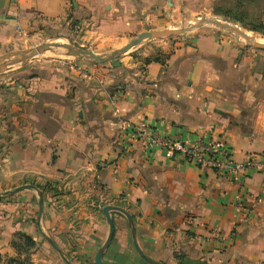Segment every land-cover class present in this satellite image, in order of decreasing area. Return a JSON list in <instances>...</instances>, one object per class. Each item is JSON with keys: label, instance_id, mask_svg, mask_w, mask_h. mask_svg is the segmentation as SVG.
Instances as JSON below:
<instances>
[{"label": "crops", "instance_id": "obj_1", "mask_svg": "<svg viewBox=\"0 0 264 264\" xmlns=\"http://www.w3.org/2000/svg\"><path fill=\"white\" fill-rule=\"evenodd\" d=\"M217 2L0 0V52L37 30L114 51ZM199 29L109 64L0 74V264H95L106 206L130 215L159 264H264V174L221 175L147 146L156 135L211 138L239 163L264 154V53ZM109 215L102 260L148 264L125 216Z\"/></svg>", "mask_w": 264, "mask_h": 264}, {"label": "rangeland", "instance_id": "obj_2", "mask_svg": "<svg viewBox=\"0 0 264 264\" xmlns=\"http://www.w3.org/2000/svg\"><path fill=\"white\" fill-rule=\"evenodd\" d=\"M244 2H245V0H241V1L240 0H218V2L215 3V5L213 6V9H214V7H216V8H219L221 10H228V12H229L227 14L228 16H223V14H214V13L212 14L211 13V14H208L206 16H203L199 20H195V21H191V22H184V21H182L180 23L177 22L173 26L166 28V29H162V30H180V29H184L190 25L197 24L200 20L212 19V20H218V21L223 22V23L231 24L234 27H236L237 29H239L240 31L244 32L248 38L252 37L255 40L264 42V36L260 32L252 30L253 25L250 23V21H245V23H239V22L232 20L233 14H236V16H240V17L243 16V14L241 13L242 9L237 8V6L239 4L244 3ZM260 8H261V10L263 8L262 1L253 0V2L249 3L246 10H247V12H249L248 14L251 13V17L256 16V15L261 16V14H259ZM221 12H223V11H219V13H221ZM200 28L201 29H199V30H213L215 32H218V33L222 34L223 36L231 39L234 43L241 45L244 48L249 49V52H251V53L257 52V51L264 53V50L256 49L252 46H249V44L246 42L245 39L236 35L233 32H229L226 30L219 29L213 25H203ZM146 32H149V31H146ZM193 32H196V31H193ZM180 37H181V35H177V36L163 37V38H159V39L144 41L140 45L132 48L131 50H133L135 48H139V46L141 47L140 50H142V48H145L147 46L154 45V44L157 45L160 42H167V41L176 42L177 39ZM58 38H61V37H54L53 34H50V33L46 32L45 30H37L32 36L31 35L28 37L25 36L24 39L17 41L16 42L17 44L15 43L13 46H9L7 49L1 51L0 56L3 54H6V53H10V52H35L43 44H45V43L50 44L48 49L45 52H43L40 55H37L34 58H31L30 60H25V61L24 60H16V59L9 60L7 63L10 65V68L7 69V67H5L6 70L4 69L5 71L3 73L7 72L8 70H15L17 72H22V71L28 70L32 66H36L38 64H48L50 62L55 63V64L56 63L63 64L62 62H66V61H62V60H76V59L79 60V59H81V58H77V57H73V56L68 57L69 55L67 54V49L65 47V44H69L76 49H82V50L91 52L92 54H94L98 57H101V58L109 55L112 52V51L107 52V50L104 51L103 49H100L95 54L92 52V50L90 48L79 47L76 43V42H79L77 39L75 40L76 42L74 43L70 39L57 40ZM131 50H129L125 54H128L129 52H131ZM135 50L132 51L131 54H136L139 52V50L138 51H135ZM125 54H123V55L119 56L118 58H115L114 60H112L108 63H105V64H109V63H112L114 61H117L120 58H123L125 56ZM81 60H85L86 62H89L91 64L95 63V62H92L91 60H87V59H81Z\"/></svg>", "mask_w": 264, "mask_h": 264}, {"label": "water", "instance_id": "obj_3", "mask_svg": "<svg viewBox=\"0 0 264 264\" xmlns=\"http://www.w3.org/2000/svg\"><path fill=\"white\" fill-rule=\"evenodd\" d=\"M203 25H213L219 29L226 30L229 32H233L236 35L245 39L246 42L249 44V46H252L256 49L264 50V44H260V43L256 42L255 39L252 37L248 38L244 32L240 31L239 29H237L233 25L228 24V23H223V22H220L218 20H212V19L200 20L197 24L190 25V26H188L184 29H180V30H158V31L145 32L143 34L138 35L136 38L130 40L123 47L112 51L109 55H107L103 58L98 57V56L92 54L91 52H88V51H85L82 49H76L69 44H65V47L67 49V54L69 56L91 60L92 62H95L98 64H105V63H108V62L114 60L115 58H118L119 56L125 54L126 52H128L132 48L140 45L144 41L159 39V38H163V37L183 35L189 31H192L194 29L202 27ZM57 40H63V39L58 38ZM49 45H50L49 43H45L42 46H40V48L35 52H10V53H6V54L1 55L0 56V74L6 70L5 67H7V69L10 68V65L7 63L9 60H12V59L24 60V61L30 60L31 58H34L37 55H40L43 52H45L48 49ZM14 192L15 191L11 192L9 195L13 194ZM1 197L2 196H0V198ZM111 211L119 212L120 214L125 216V218L127 219L129 225L131 226L134 246H135L137 252L139 253V255L148 264H159V263L151 260L150 258L146 257L141 252L139 247L137 246L136 241H135V236H134V228L132 226V219H131L130 215L127 212H125L123 209L118 208V207H114V206H106L102 210L109 229H108V235H107L106 240L104 241V243L102 244V246L100 247V249L98 250L96 255L94 256V263L95 264H109V263H106L102 260V256H103L104 251L110 245V242L113 239V235H114V223H113V220L111 219V217L109 215V212H111Z\"/></svg>", "mask_w": 264, "mask_h": 264}, {"label": "built area", "instance_id": "obj_4", "mask_svg": "<svg viewBox=\"0 0 264 264\" xmlns=\"http://www.w3.org/2000/svg\"><path fill=\"white\" fill-rule=\"evenodd\" d=\"M123 128L132 131V126L128 123H125ZM131 133L132 138L137 136L136 133ZM147 146L162 149L168 153L178 152L200 169L213 170L221 175L235 177L237 174L248 171L264 174V154L261 155L260 159L251 156L244 163L236 162L231 157L225 143L220 139L198 138L179 141L156 135L148 139ZM235 208H240V205H236Z\"/></svg>", "mask_w": 264, "mask_h": 264}, {"label": "trees", "instance_id": "obj_5", "mask_svg": "<svg viewBox=\"0 0 264 264\" xmlns=\"http://www.w3.org/2000/svg\"><path fill=\"white\" fill-rule=\"evenodd\" d=\"M257 1H262L263 8H262V10L260 8V13H259V14H261V16L256 15V16L251 17V13L248 14L249 12H247L246 8L248 7L250 2H253V0H245L244 3H242V4L238 3L239 5L237 6V8L242 9L241 13L243 14V16L240 17V16H236V14H233L232 20L239 22V23H245V21H250V23L253 25L252 30L258 31L264 36V0H257ZM219 11H223V12L219 13ZM213 13L214 14H223V16H228L227 14L229 12H228V10H221L219 8L214 7ZM159 59L160 58H155L153 60L158 61ZM149 61L150 60H147V62H149ZM26 240L29 244L32 245V241L30 239L27 238Z\"/></svg>", "mask_w": 264, "mask_h": 264}, {"label": "bare ground", "instance_id": "obj_6", "mask_svg": "<svg viewBox=\"0 0 264 264\" xmlns=\"http://www.w3.org/2000/svg\"><path fill=\"white\" fill-rule=\"evenodd\" d=\"M256 42L260 43V44H264V42H261V41H258V40H255Z\"/></svg>", "mask_w": 264, "mask_h": 264}]
</instances>
